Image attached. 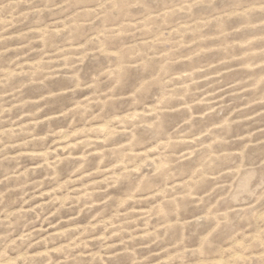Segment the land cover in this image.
I'll return each instance as SVG.
<instances>
[{
  "label": "rangeland",
  "instance_id": "obj_1",
  "mask_svg": "<svg viewBox=\"0 0 264 264\" xmlns=\"http://www.w3.org/2000/svg\"><path fill=\"white\" fill-rule=\"evenodd\" d=\"M0 264H264V0H0Z\"/></svg>",
  "mask_w": 264,
  "mask_h": 264
}]
</instances>
